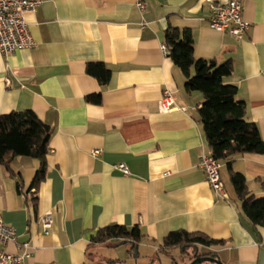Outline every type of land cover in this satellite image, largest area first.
<instances>
[{
  "label": "crops",
  "instance_id": "obj_1",
  "mask_svg": "<svg viewBox=\"0 0 264 264\" xmlns=\"http://www.w3.org/2000/svg\"><path fill=\"white\" fill-rule=\"evenodd\" d=\"M211 1L146 0L142 14L136 0H43L26 15L36 45L0 52V113L32 109L53 131L38 186L39 159L18 156L11 171L0 165V219L18 234L6 250L21 253L28 241L23 264L156 261L163 238L180 229L222 241L200 248L225 264H264V227L254 229L243 214L225 163L227 200L199 165L211 151L200 122L203 94L185 88V75L162 49L171 24L191 29L196 57L231 59L224 81L237 86L246 118L264 140V0H242L251 22L242 39L210 27ZM89 62L111 70L108 83L87 72ZM167 91L176 108L162 112ZM95 93L98 104L86 99ZM95 148L102 154L94 156ZM120 163L128 174L115 167ZM232 167L245 175L250 193L264 196V153L236 155ZM49 211L47 234L39 218ZM112 224L139 225L137 253L128 241H92Z\"/></svg>",
  "mask_w": 264,
  "mask_h": 264
},
{
  "label": "trees",
  "instance_id": "obj_2",
  "mask_svg": "<svg viewBox=\"0 0 264 264\" xmlns=\"http://www.w3.org/2000/svg\"><path fill=\"white\" fill-rule=\"evenodd\" d=\"M164 43L168 48V55L185 75V88L188 91L198 90L203 94L204 100L199 109L200 122L212 153L229 170L243 214L254 229L264 227V196L250 193L245 175L232 167L236 155L264 153V140L258 125L246 118V104L237 99V86L224 81L233 71L231 59L220 62L196 57L190 28L169 24L165 30ZM86 70L102 85L110 80L111 70L103 62H89ZM101 98L100 93L86 97L88 102L96 104L101 102ZM52 131V127L32 109L0 113V165L11 171V165L18 156L39 159L40 167L33 181V185L38 186L45 178ZM33 202L36 208V197H33ZM143 236L139 225L128 228L112 224L100 228L92 241L103 244L114 239L124 240L130 242L135 249ZM220 243L222 241L212 239L204 233L180 229L169 232L163 238L158 252L172 255L175 249H191L193 254L189 255L192 260L196 254L204 256L216 253L201 252L200 245L211 248Z\"/></svg>",
  "mask_w": 264,
  "mask_h": 264
},
{
  "label": "built area",
  "instance_id": "obj_3",
  "mask_svg": "<svg viewBox=\"0 0 264 264\" xmlns=\"http://www.w3.org/2000/svg\"><path fill=\"white\" fill-rule=\"evenodd\" d=\"M43 0H0V52L4 56H9L21 48H31L36 45L26 15L36 12ZM136 6L143 14L147 7L146 0H136ZM208 23L211 28L229 33L231 36L242 39L251 27V22L244 17V6L242 0H229L221 2L212 0L209 6ZM147 22L142 20L141 26H147ZM166 54L169 53L166 44L162 46ZM160 110L169 112L175 107L174 98L170 92H165L159 101ZM185 109V108H182ZM103 149L95 148L92 151L94 156L102 154ZM200 167L204 170L206 180L214 190L216 195L224 200L228 199L224 181L221 176L222 162L217 159L212 150L203 153L200 158ZM115 167L124 174L129 173L128 167L124 163L116 164ZM45 233H49L53 213L51 211L40 216ZM18 239L17 230L0 219V264H23L30 257V243L24 241L20 244L21 253H11L6 250L10 242Z\"/></svg>",
  "mask_w": 264,
  "mask_h": 264
},
{
  "label": "rangeland",
  "instance_id": "obj_4",
  "mask_svg": "<svg viewBox=\"0 0 264 264\" xmlns=\"http://www.w3.org/2000/svg\"><path fill=\"white\" fill-rule=\"evenodd\" d=\"M191 251H192L191 249H189L188 251H185V250L183 251L181 249H178V250L175 249L172 254L173 256L160 253L159 254L160 257L156 261H152L151 258L150 259L146 258L140 264H184L186 262L189 263L191 262L190 255L193 254V252ZM200 251L203 252L204 249L200 248ZM205 264H212V263L206 262Z\"/></svg>",
  "mask_w": 264,
  "mask_h": 264
},
{
  "label": "water",
  "instance_id": "obj_5",
  "mask_svg": "<svg viewBox=\"0 0 264 264\" xmlns=\"http://www.w3.org/2000/svg\"><path fill=\"white\" fill-rule=\"evenodd\" d=\"M121 244L126 243V241H121ZM138 252V248H135V253ZM205 262H210V263H214V264H225L220 256L217 253H213L211 255H197L191 260V262H189L188 264H203Z\"/></svg>",
  "mask_w": 264,
  "mask_h": 264
}]
</instances>
